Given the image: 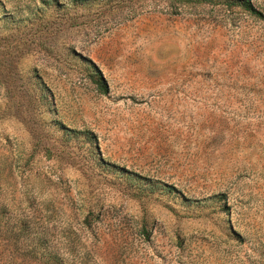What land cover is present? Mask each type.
Masks as SVG:
<instances>
[{"label": "rangeland", "instance_id": "rangeland-1", "mask_svg": "<svg viewBox=\"0 0 264 264\" xmlns=\"http://www.w3.org/2000/svg\"><path fill=\"white\" fill-rule=\"evenodd\" d=\"M227 1L0 0V264H264V0Z\"/></svg>", "mask_w": 264, "mask_h": 264}, {"label": "trees", "instance_id": "trees-1", "mask_svg": "<svg viewBox=\"0 0 264 264\" xmlns=\"http://www.w3.org/2000/svg\"><path fill=\"white\" fill-rule=\"evenodd\" d=\"M200 1H203V2H212L213 0H200ZM227 2H228V5L229 6H232V5L239 6V7H241L245 11H248V12L253 13V14H259V15H261V11H259L258 9H256L253 6L251 0H228ZM101 80H98L99 81L98 83H99V85L101 87L104 88V91H105V87H104L103 82Z\"/></svg>", "mask_w": 264, "mask_h": 264}]
</instances>
